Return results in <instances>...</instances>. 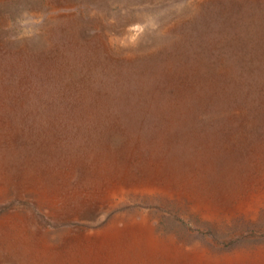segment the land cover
I'll use <instances>...</instances> for the list:
<instances>
[{"label": "rangeland", "instance_id": "obj_1", "mask_svg": "<svg viewBox=\"0 0 264 264\" xmlns=\"http://www.w3.org/2000/svg\"><path fill=\"white\" fill-rule=\"evenodd\" d=\"M0 264H264V0H0Z\"/></svg>", "mask_w": 264, "mask_h": 264}]
</instances>
